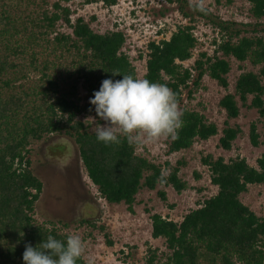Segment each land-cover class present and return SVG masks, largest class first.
I'll return each instance as SVG.
<instances>
[{
	"label": "trees",
	"instance_id": "obj_1",
	"mask_svg": "<svg viewBox=\"0 0 264 264\" xmlns=\"http://www.w3.org/2000/svg\"><path fill=\"white\" fill-rule=\"evenodd\" d=\"M73 1L0 0V264H24L26 244L35 247L49 235L66 240V223L35 217L44 182L32 169L31 149L51 135L73 139L87 176L109 204L125 203L132 212L143 189L164 185L181 193L189 188L181 176L185 159L157 162L138 151L141 142L129 144L124 136L119 143L97 140L94 122L88 116L100 118L90 105V97L104 79H122L123 74L138 77V72L124 50L125 31L98 32L83 16L73 20L69 5ZM175 1L190 23L178 25L169 37L148 42L142 77L167 84L182 113L176 138L168 136L167 154L190 149L196 141L219 133L218 146L231 150L244 132L231 120L241 115L243 107L264 118V0H247L255 22L243 25H254L253 30L240 28L233 20L215 21L197 2ZM197 16L209 19L217 36L212 40V54L200 51L193 64L185 66L202 45L192 24ZM62 26L69 30H62ZM233 58L253 69L243 71L234 92L219 100L226 113L220 130L201 111L184 104V93L191 98L206 75L228 90ZM112 72L120 74L113 76ZM80 89L85 91L84 97ZM84 98L88 101L82 102ZM248 135L254 147L264 144L257 121L250 123ZM201 161L217 192L198 201L199 206L180 221L160 213L151 215V235L163 239L166 250L148 247L147 263L264 264V216L242 200L250 185H264V152L256 165L240 155L226 159L207 154ZM195 176L200 178L201 174L196 171ZM158 193L167 200L165 190ZM80 222L97 226L85 218ZM104 235L113 245L109 233ZM77 264L87 262L82 256Z\"/></svg>",
	"mask_w": 264,
	"mask_h": 264
},
{
	"label": "rangeland",
	"instance_id": "obj_2",
	"mask_svg": "<svg viewBox=\"0 0 264 264\" xmlns=\"http://www.w3.org/2000/svg\"><path fill=\"white\" fill-rule=\"evenodd\" d=\"M190 2H197L207 9L206 14L215 21L233 20L238 23V27L247 30L255 27L243 25L255 22L249 15L250 5L247 0ZM69 5L74 11L72 19L83 16L95 31H125L127 41L124 50L136 66L139 78L146 72L148 42L159 40L163 36L169 37L178 25L190 23V19L178 10V2L175 0H116L115 3H108L106 0L91 3L74 0ZM261 22L264 24V19ZM192 24L202 45L194 51L193 58L184 62L185 66H191L200 51L212 54V40L217 36L209 19L197 16ZM61 29L69 30L65 26ZM248 69H253L249 63H240L233 58L228 75V90L206 75L191 98L185 91L184 104L201 111L209 121L217 123L221 130L226 113L220 108L219 100L225 93L234 92L237 77ZM80 92L84 97L85 91L80 89ZM87 101L84 98L82 102ZM88 119L93 120V129L104 124L103 120H97L93 115L88 116ZM252 121L258 122L259 131L264 136V118L256 110L243 107L241 115L231 120L232 124L238 123L244 130L231 150L218 146L220 133L206 141H196L190 149L172 154H167L168 136L155 140L145 137L138 151L149 158L157 162L169 160L172 163L182 158L186 160L181 176L188 182L189 188L181 193L164 185H159L155 190L143 189L136 196L132 212L125 203L109 204L99 195L96 185L87 176L78 147L71 137L64 134L51 135L37 142L31 149L32 169L44 182L42 194L35 204V217L39 221L66 223L67 227H63L65 232L78 234L82 238V256L87 264H148V247H157L160 252L166 250L163 239H155L151 235V215L160 213L180 221L187 212L199 206L198 201L217 192V187L211 183L207 166L201 161L203 156L212 154L229 159L240 155L251 165H256V159L264 152V144L259 147L251 144L248 133ZM196 171L201 174L200 178L195 176ZM160 189L166 191L167 200L160 197ZM242 200L258 215L264 216V185H250L248 192L242 194ZM83 218L94 221L97 226L81 223ZM63 223L58 226L61 227ZM105 232L109 233L113 245L107 242Z\"/></svg>",
	"mask_w": 264,
	"mask_h": 264
},
{
	"label": "clouds",
	"instance_id": "obj_3",
	"mask_svg": "<svg viewBox=\"0 0 264 264\" xmlns=\"http://www.w3.org/2000/svg\"><path fill=\"white\" fill-rule=\"evenodd\" d=\"M113 76L120 72H112ZM90 105L104 121L95 128L98 141L119 143L124 136L129 144L139 143L145 137L177 136L182 124L175 93L165 83L153 82L123 74L122 79L106 78L99 90L90 97ZM84 244L78 234H67L61 241L49 235L35 247L26 244L24 264H77Z\"/></svg>",
	"mask_w": 264,
	"mask_h": 264
}]
</instances>
